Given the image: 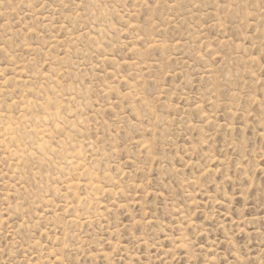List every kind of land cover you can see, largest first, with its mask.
<instances>
[{"label": "rangeland", "instance_id": "374dc122", "mask_svg": "<svg viewBox=\"0 0 264 264\" xmlns=\"http://www.w3.org/2000/svg\"><path fill=\"white\" fill-rule=\"evenodd\" d=\"M0 264H264V0H0Z\"/></svg>", "mask_w": 264, "mask_h": 264}]
</instances>
